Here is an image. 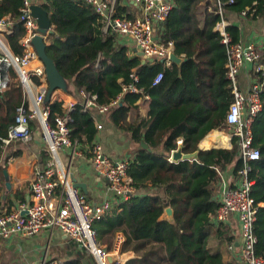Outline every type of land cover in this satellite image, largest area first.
<instances>
[{"label":"trees","instance_id":"1","mask_svg":"<svg viewBox=\"0 0 264 264\" xmlns=\"http://www.w3.org/2000/svg\"><path fill=\"white\" fill-rule=\"evenodd\" d=\"M21 5L22 0H0V16L13 22L14 30L6 39L15 54L22 53ZM202 5L211 8L204 11L200 24ZM42 7L54 27L45 51L69 82L70 93L78 97V90L82 89L95 95L98 105H108L120 96L108 111L110 120L114 126L125 129L138 145L129 164L130 175L138 185L137 194L115 202L95 223L100 243L110 248L114 234L121 231L125 235L122 250L136 254L124 263L112 264H238L209 246L213 216L219 206L216 185L225 169L233 165L236 175L242 163L236 144L231 149H200L196 159L170 162L139 143L155 147L169 132L164 140L167 150L175 149L176 138L182 136V150L191 152L198 148V141L208 130L225 125L233 93L227 78V48L215 26L228 12L244 11V16L264 20V0H173L167 18L157 27L160 40H171L173 51L185 57L179 65L173 63L171 67L155 59L142 62L138 54L119 41L116 33L101 29L91 4L80 0H42ZM219 7L222 12H218ZM124 11L120 8L118 13ZM128 17L132 15L129 13ZM225 30L231 42L240 41L236 25L230 24ZM261 52L264 62V44ZM132 70L139 78L137 86L142 92L121 95L122 85L131 81ZM9 71V88L0 94V181L7 163L1 137L7 135L24 99L16 71L12 68ZM158 72L163 76L153 84ZM143 94L149 96L148 117L123 124L128 110L135 108L134 102ZM261 101L262 108L251 124L253 145L260 156L251 161L249 177L255 180L251 195L256 203H263L258 206L253 229L257 237L255 252L264 257V89ZM48 106L52 121L67 112L60 100L48 102ZM67 114L72 141L90 149L97 133L96 109L83 111L76 105ZM46 157L49 158L48 154ZM14 201L24 202L25 195L21 191L7 194L3 201L8 205L5 212ZM168 205L173 209V222L164 216ZM222 236L226 244L234 242L233 235L218 228L215 237ZM65 249H71L68 259L61 260L64 250L54 247L55 254L49 260L58 264H94L93 255L79 245L73 243Z\"/></svg>","mask_w":264,"mask_h":264},{"label":"built area","instance_id":"2","mask_svg":"<svg viewBox=\"0 0 264 264\" xmlns=\"http://www.w3.org/2000/svg\"><path fill=\"white\" fill-rule=\"evenodd\" d=\"M91 4L98 16L101 29L104 32H114L117 35L129 37L135 49L142 52L145 60H160L165 65L173 62L170 53L174 45L171 40L162 41L158 37L157 27L168 16L173 0H80ZM124 1L139 6V13L128 17L125 12L118 13L125 7ZM33 0H22L19 21L24 27V34L19 43L22 53L15 54L9 47L6 35L13 32V22L7 16H0V94L9 88L11 82L10 68L14 69L20 79L23 89V103L17 107L14 122L9 125L7 135L1 137L4 146L13 141L30 142L32 131L30 123L37 120L40 134L46 144L49 155L47 165L38 171L31 181L29 200L19 203L8 212L0 213V237L7 238L13 234L31 236L43 229H58L64 235L76 242L80 247L91 253L95 264H111L108 260L110 252L97 238L95 227L103 214L114 202L128 200L138 191V185L129 171L133 158H113L103 151L102 145L94 141L89 149L90 160L95 173L104 178L108 185L110 196L98 203L89 202L74 186L71 173L64 166L60 151H66L69 160L77 154L76 141L70 137L68 127L69 116H56L52 121L49 116L48 102L43 104L45 88H39L46 83L44 65L38 58L31 39L41 34L48 43V34L41 33L36 19L31 15L30 5ZM40 4L41 1L39 2ZM222 12V8H218ZM244 14V11L242 12ZM223 19L216 24V29L222 35V42L227 48V78L232 84L233 100L225 114V125L208 130L201 138L200 149L226 148L234 144L238 147L241 166L237 170L235 183L223 188L216 196L219 202L213 221L223 223L236 218L239 236L236 241L228 244L239 256L238 264H264V257L256 254L254 222L259 203L251 195L255 180L249 177L251 161L259 158V149L253 145L251 124L262 108L261 92L264 89V62L261 61L262 46L255 41L231 42L225 30ZM50 28H54L51 25ZM37 62V65H33ZM247 69L246 85L239 83V72ZM158 72L153 84L162 78ZM131 81L122 85L123 93L142 92L137 86L139 80L134 70L130 73ZM36 80V81H35ZM35 89V90H34ZM83 110L95 108L98 113H106L120 96L108 105H98L96 96L78 90ZM142 97H148L143 94ZM70 109L74 108L71 104ZM97 121V120H96ZM102 127L96 122V128ZM182 139L178 140L181 143ZM176 149V148H175ZM169 150L167 160L172 161ZM56 196V197H55ZM39 264H57L56 260H43Z\"/></svg>","mask_w":264,"mask_h":264},{"label":"crops","instance_id":"3","mask_svg":"<svg viewBox=\"0 0 264 264\" xmlns=\"http://www.w3.org/2000/svg\"><path fill=\"white\" fill-rule=\"evenodd\" d=\"M33 1H35L36 3H39L41 1L42 3V0ZM124 5L125 7H122L121 9H124V12L127 14L130 13L132 16H134L140 12L138 5L127 1H124ZM210 8L211 7L209 5H202L199 13L200 24H202L204 21V11L209 10ZM223 21L225 22L226 26L233 24L238 27L241 33V41L252 40L255 41L258 45L264 44L263 19L254 20L248 16H244L243 14L228 12ZM51 38L52 36L50 35V37L48 38V44L50 43ZM117 38L120 42L127 45L132 53L138 54V51L135 49L131 38L120 35H117ZM140 57L142 58V56ZM173 63L174 62H171V64L166 66L171 67ZM37 64V62H33V65ZM177 64L179 65L180 63ZM247 75L248 70L246 68L240 70L238 78L239 83L243 88L246 85ZM46 87L47 82H43L42 86H40L39 88L46 89ZM75 95L72 93H65L62 89L56 88L51 93L49 103L53 102L54 100H60L63 102V106L67 112L72 111L76 107V105H79L81 110H83L81 107V98L76 97ZM148 103L149 96L140 97L138 100H136L133 104L135 105V108H131L128 110L123 124L125 122H135L137 120H140L142 117H148ZM71 104L74 106V108L72 109H70L69 107ZM67 112L65 113L66 115H68ZM109 114L110 113L108 112H97V115L94 116V124L96 125V122L98 121L102 125L100 129H97L94 141L99 142L102 145L103 151L113 158H134L135 150L138 148V145L132 142L130 134L125 129L114 126V124L110 120ZM31 126L32 139L30 142L27 143L22 141H13L3 147V154L5 157L7 156L6 170L9 175L10 187L8 188L6 186L3 174V181H0V200L2 201V203H0V213L8 209V205L3 202L7 194L13 195L16 191H21L25 195L26 201V196L29 195L30 192L31 181L35 177L36 173L47 165L49 158H47L46 156L48 153L46 150V144L40 134L37 120L32 121ZM168 135L169 132H167L163 136L161 142L155 147L148 146V144L145 143L147 145L146 148L154 154H159L167 159L169 150L165 148L164 140ZM179 139H182L183 141L182 136H178L175 140L176 148L182 147V142L178 143ZM198 143L200 147H202L201 142L198 141ZM88 149L89 147L87 149L82 148V146L78 144L77 154L72 158V160H69V157L65 150L64 152L62 150L60 151V157L63 165L69 168L71 178L74 177L77 182H82L84 184V187H77L79 191L86 197L89 202L98 203L103 198L109 197L111 194L108 190L106 180L95 173L89 157L90 153ZM14 153L16 154L10 155ZM232 168L233 165L229 166L222 172L221 180L216 185L217 195L220 191L223 190V188L230 187L235 183L236 175L233 174ZM18 204L19 202L14 201L9 205V210L17 207ZM115 204L116 203L114 202L113 205ZM260 205H263V203H259V206ZM219 224H221V226ZM218 228L221 231H225L227 234L233 235L234 240L236 241L237 237L239 236L238 223L236 221V218L230 216V220L227 222L213 223L210 229L211 238L209 240V246L213 251L221 250L227 260L239 263L238 254L235 250H231L228 248V244H226L223 240L224 236H222L221 238L215 237ZM124 242V233L121 231H117L114 234L113 242L110 248H107L106 244L104 243L101 244L108 249L110 255L113 258V262L124 263L125 261L136 255L132 250H122ZM73 243L77 244L56 228L43 229L31 236L23 237L13 234L7 238L0 237V264H39L43 260H49L55 254L53 252L54 247H60L64 250V253L62 252L60 257L61 260H66L69 258V251L71 249H69L68 251L65 248H70Z\"/></svg>","mask_w":264,"mask_h":264},{"label":"water","instance_id":"4","mask_svg":"<svg viewBox=\"0 0 264 264\" xmlns=\"http://www.w3.org/2000/svg\"><path fill=\"white\" fill-rule=\"evenodd\" d=\"M30 9H31V15L36 19V23H37L39 31L41 33L47 32L48 37L54 34V28H50L52 24L50 22L48 12L42 7V4L32 3L30 5ZM31 43L34 49L36 50L38 58L41 60V62L44 65L46 79H47V87L45 89V96H44L43 104L49 102L51 98V93L56 88L62 89L65 93H70L69 82L60 74L53 59H51L45 51V48L48 45V43L45 41V38L43 37V35L36 34L35 36L32 37ZM137 53L138 55L142 56V62H144L145 58L143 57L142 52L138 51ZM170 59L174 63H181L182 61L185 60V57L178 56L174 51H172L170 53ZM141 145L143 147H147V145L144 142H142ZM199 150L200 148L198 147L194 151L184 152L182 150V147H178L171 152V159L174 162H177L180 160H186V159H189V160L196 159ZM3 173H4L6 186L9 188L10 182H9L8 172L5 169ZM72 180L74 182L75 187H78V186L84 187V184L82 182H77L74 177H72ZM28 200H29V196L27 195L26 201ZM164 216L169 221L173 222L174 220L173 219V209L171 206L168 205L165 207ZM108 260L110 263L113 262V258L111 255L108 257Z\"/></svg>","mask_w":264,"mask_h":264}]
</instances>
